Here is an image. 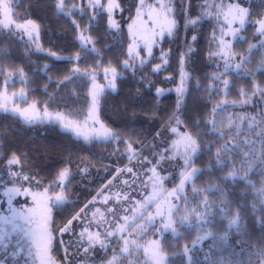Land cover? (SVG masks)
I'll return each instance as SVG.
<instances>
[{
	"label": "trees",
	"instance_id": "obj_1",
	"mask_svg": "<svg viewBox=\"0 0 264 264\" xmlns=\"http://www.w3.org/2000/svg\"><path fill=\"white\" fill-rule=\"evenodd\" d=\"M199 1L203 2L191 0L190 6L200 4ZM118 2L123 10L119 15L122 25L117 30H110L107 12L94 15L89 0H65V9L70 13L57 8L59 0H10L15 23L27 24L31 20L39 25L40 50L32 49L25 37L5 27L0 13V87L8 75L22 73L27 82L16 80L11 87L25 85L30 102L83 119L91 105V82L84 75H76L75 66L89 71L111 65L119 73L117 89L102 96L100 109L102 121L119 137L118 142H88L58 124L29 125L20 116L0 110V173L7 169V161L13 155L20 159L23 171L43 186L52 184L65 168L77 172L81 166L90 163L96 168L107 166L106 169L113 167L116 170L124 162L128 142L142 153L168 148L176 136L171 130L179 120L182 128L195 135L201 134L196 135L201 151L195 164L201 170L200 176L210 185L217 186L210 192L212 201L220 202L217 209L219 205H226L228 217H233L237 210L241 216L245 232L238 236L233 232L230 238L231 244H235L237 259L233 264H247V259L242 258L251 255L258 260L264 252V220L250 215V201L257 200L246 185L264 183V166L259 160L253 163L250 182L240 179L233 184L236 181L228 178L227 174L232 170L231 159L233 162L242 161L246 150L260 153L264 147V102H261V92H264V35L258 31V23L264 19V0L249 1L250 22L233 38V53L245 55V67L240 74H232V86L226 96L229 101L222 106L229 119L221 115L216 123V132L210 131L212 126L202 121H211L212 109L224 98L222 92L213 90L216 81L212 79L224 70V63L218 55H210L217 52V41H213L212 36L214 32L217 37L220 35L219 26L211 25L210 19L200 18V13H183L185 9L180 6L181 0H177L175 18L178 28L174 36L165 37L161 46L154 49L150 60L125 69L123 61L129 58L131 44L128 25L135 17L138 0ZM106 3L107 0H103V4ZM78 4L81 9L71 11V7ZM188 18H198V22L190 25ZM83 32L94 41L92 47L82 46L80 37ZM193 36H196L195 41ZM92 48L98 49L99 55L91 51ZM189 48H192V53L185 62L191 75L190 85L180 106L174 91L161 96L157 95V90H167L176 85L173 79L180 76L181 60ZM50 52L56 55L52 56ZM163 54L167 56V63L162 58ZM77 56L80 59H76ZM98 63L102 67L97 68ZM158 65L162 67L155 71ZM242 90L247 95H243ZM249 98L250 102L242 103ZM256 122L258 127L254 125ZM224 126H228L226 130ZM221 130L230 134L225 140L218 141ZM244 136L245 140L239 147H233L231 153L216 156L224 144H232ZM78 180V176L72 179L77 185ZM92 184L86 182L78 191L82 195H70L68 203L55 208L53 227L57 241L54 253L61 264H68V259L60 246V232L97 193L98 189L94 190L97 185L90 186ZM220 188L224 189L220 191ZM221 195H226L227 201ZM185 234L179 238L166 237L164 248L176 252L178 243L186 238Z\"/></svg>",
	"mask_w": 264,
	"mask_h": 264
},
{
	"label": "rangeland",
	"instance_id": "obj_2",
	"mask_svg": "<svg viewBox=\"0 0 264 264\" xmlns=\"http://www.w3.org/2000/svg\"><path fill=\"white\" fill-rule=\"evenodd\" d=\"M176 1L177 0H162L164 3H171L173 7V18H175V13L177 11L176 5H178V3L176 4ZM249 1L250 0H203V2L199 1L200 4L190 6L191 0H181L182 4H180V6L185 9L183 13H200V18L210 19L211 25H214L215 27L219 26L220 29L221 25L224 23L223 15H220L219 20H217V9L211 7V5L215 4L219 6L222 2L225 5L224 11H227L226 6L229 4L238 5L240 8L246 9L247 16L245 17V27L250 22L248 6ZM108 2L109 0H107L105 5H107ZM3 3H8L10 6V0H0V5ZM101 3L103 4V0H101ZM116 3L120 5L118 0H116ZM144 3L146 6L156 5L157 0H144ZM139 6L140 0H138V7ZM78 9H81L79 4L73 5L71 7V11ZM148 11L149 8L144 7L142 14L138 17L136 9V14L133 19V21L135 20L137 22L136 32L135 36L130 34V37L131 44L135 42L139 45V47L136 48V51L139 52V57L130 61L131 66L129 68L142 65L146 61L150 60L154 54V49L158 47V45L161 46L165 37H168L166 35L163 40L159 41V43L153 47L151 56L147 55L141 37H146L149 35L152 28V22L148 19L147 15ZM62 12L70 13V11L66 9H64ZM122 12L123 10L120 5V8L114 10L112 13V19L116 24L119 25V28L122 25V19H120L119 16L122 14ZM0 13L2 14L1 23L4 24V26L7 24V28L12 29L18 34H21L22 37H25L32 49H42L39 39L36 38L35 33L33 34V37L30 38L24 28L16 27L17 23H15L11 12L9 17L6 18L4 16L3 8L0 6ZM9 19L11 21L10 23ZM189 19L190 18H188V20ZM133 21L130 24H132ZM261 21H264V19ZM258 25L260 27L259 23ZM232 27L238 28L239 22H235ZM177 28L178 21L177 27L174 30L172 36H174ZM81 35L91 39L89 35L84 32ZM224 40L231 42V60L228 66V71L225 72V59H222V63H224V70L217 75L221 77V81L228 80L230 87L227 90H224L223 84L219 81H216V83L213 85V90L217 91V88H219L221 90L217 92H222L224 95V98H222V101L220 104H218L221 106H224L225 103L229 101L226 99V96L232 86V74L237 75L240 74L241 71H244L246 60L245 55L237 56L236 53H233V42L235 40H233L232 36H224ZM81 43L82 45H86V47H92L93 45L88 44L87 40ZM254 47L256 48L257 46ZM191 49L192 48H189L183 57L184 63L182 64L180 76L173 79L176 80V85L170 87L167 90L160 88V90H162L161 96L165 92L174 91L179 97L180 106L184 97L186 94H188L187 92L190 85L189 79L191 75L190 71L186 68L187 64L185 60L189 57V55H191ZM162 58L164 62L166 61L165 63H167V56L165 54L162 55ZM141 60L144 62L141 63ZM237 64L240 65L239 69L236 68ZM161 67L162 66L160 65L159 69H161ZM75 69H77L76 66ZM103 69H93L89 71L79 70V72H75L76 75L94 73L95 83L100 85L103 89L99 97V103L91 117L89 116V111L92 108V97L89 110L83 119L74 118L73 116L65 113L63 110H52L47 108L50 113L55 114L58 112L62 114L67 121H71L73 126H78L82 133L89 136V139L87 140L88 142L94 140L103 142H118L119 140V137L115 136L114 131L111 130L100 117L102 96L107 91H115L117 89V86L114 89L108 87L109 81L111 80V75L109 74L106 77ZM84 76H86L91 82L92 90L93 84L91 76ZM182 79L184 83V91L181 95L177 92V89L181 87ZM16 80L25 81V83L27 82V78L24 76V74L23 76L18 74L8 75L7 79L4 81V84L2 87H0V104H5L9 111H4L3 109L0 110L13 113L10 111L13 108H19L22 110L29 108V106L32 104H35L36 109L42 115L46 107L39 106L37 102L29 101L28 90L25 85L20 84V86L17 88L11 87L15 85ZM5 96L7 97L6 100L4 99ZM244 101H248V99H244L242 101L243 104H246ZM13 114L18 115L16 113ZM221 115L227 116V120L229 119V116L225 111L222 110L221 107L217 109L216 113H213L212 111L211 121L215 120L217 123V120ZM42 123L58 124L62 129L72 132L77 136L75 131L66 129L59 122L44 119ZM180 124L181 122L173 127L176 128L177 131L175 133L172 130L171 131L176 136L171 139L169 145L167 146L168 148H164L161 151H155L154 153H142L128 142L126 151L124 152V162L119 169H114L115 171L113 170V167L109 169H106L107 166L96 168L90 163H88L87 166H81L79 169H77V172L75 169L73 170L71 168H67L69 170V176L63 182L62 186L48 192L49 196L54 197L63 191V195L65 197L63 203H60L53 208L52 220L55 208L68 203L70 200V195H77V197L82 195L78 191L80 190L79 188H84L86 182L91 184L93 183L90 186L97 185V188H94V190L98 189L97 193L91 198V200L87 201L79 213L74 216H79V219L70 220L71 225H69V227L71 230L60 232V246L66 259H68V264H109V261H111L112 264H157V259L161 255L164 256L163 264H233L234 261H237L234 254L235 244H231L232 239L230 238L233 232H236V236H238L239 233H244V225L241 223L240 219L237 220V223L230 224V222L235 220L236 217L235 215L233 217H228L226 205H219V209H217L218 207L216 205L220 202L215 200L212 201V194L210 193L212 190H215L217 186L210 185L204 177H201V170L195 164L196 156L201 151L200 141L193 132L182 128ZM258 124L259 123L256 122L254 125L258 127ZM101 125L109 129L114 135L112 137L105 138L102 134H100ZM227 127L228 126H224L223 128L226 130ZM184 134L192 136L193 139L197 140L198 145H200L199 150L196 154L191 156L187 165L185 164V160L182 155L184 149L180 148L179 150H176L173 148L174 141L178 140L180 136ZM77 137L84 139V135ZM243 140H245V136L233 141L232 146L239 147ZM129 146H131L130 149ZM253 166V164L249 165V163L243 159L239 162H233L231 159L232 170L230 172L235 174L232 176L227 174V177H231L236 181L233 184L239 182L240 179H245L250 182L249 179H252L254 172ZM128 169H131L132 171H128ZM193 169H198V171L192 177V180L185 182L183 191L176 192L175 190L179 189L181 186L183 174L191 172ZM11 170L20 172L21 179L17 182L13 181V179L9 176V165L6 170L0 173V238L3 239L5 245V247H0V264H41L40 252L37 245L33 243L29 236L25 235L26 231L36 229L37 225L34 223H26L19 216H15L12 211L8 210L7 204L8 195H10L6 194L8 193V189L15 186H20L21 184L27 186L28 182L23 181L22 176L29 174L23 171L21 164L11 165ZM153 170H155V175ZM76 176L79 177L78 181H80L78 185L77 182L72 181V179ZM157 177H159V179H157ZM36 182H39L41 187L35 188V191L43 192L44 189L50 188L56 184H60V179L58 176V178L52 184L46 186H43L38 180H32L33 185H35ZM246 186L245 187L247 189L253 191L252 197L258 200L260 197L259 190L264 187V183L260 182L258 184ZM194 188L201 190V192H203L205 189L207 190V192H204L203 194L207 195L209 201L212 203L210 213H205V221L198 222L195 217H191L189 220L182 221L181 215L186 214L185 208L195 207V204L199 203L201 200V195H199L196 191H193ZM91 189L93 188H89V190ZM223 189L224 188H220V191ZM221 197L227 201L226 195H221ZM256 202L257 201L254 199H251L249 213L251 216L255 215L264 220V200H262L260 204H256ZM17 205H23L25 208L36 207L32 204L31 197L25 198L16 197L13 195V207ZM169 205H171L173 208L174 215L172 216V219L173 227L176 228V232H172L171 229H164V223H167L170 215L168 211ZM97 208L100 209L99 213L96 212ZM176 209H179V212H176ZM158 210L160 211L161 215H157ZM201 211L203 212L202 205ZM94 213L96 214L93 215ZM25 214L27 215V213ZM113 225H115L116 228L123 226V231L106 238L105 233L107 230L112 229L115 231ZM85 227H87V232L84 231ZM82 232H84L83 236H81ZM207 232H211V235L207 236L206 239L200 241L199 243H196L195 245L193 244V241L196 240L197 236H203ZM89 233H100V239H106L107 247L101 248L99 244H96L87 253H85L84 247L88 246ZM183 234H185L186 238L178 243L179 247L177 248L176 252L172 253L171 248H164L163 244L166 237L171 236L174 238H179ZM56 241L57 237L53 232V249L50 255L52 260L55 261V264H61L54 253ZM153 241H158L159 245H153L151 243ZM186 246L190 249L187 254L184 252ZM12 253H17V255L13 257ZM188 256H191V262H189ZM242 259H247V264H264V252L258 260L252 255L250 257L246 256Z\"/></svg>",
	"mask_w": 264,
	"mask_h": 264
},
{
	"label": "snow or ice",
	"instance_id": "obj_3",
	"mask_svg": "<svg viewBox=\"0 0 264 264\" xmlns=\"http://www.w3.org/2000/svg\"><path fill=\"white\" fill-rule=\"evenodd\" d=\"M90 2V7L94 10V15L96 14H102L104 12H107L108 18H109V29H118L119 25L115 23V21L112 19V13L114 10L119 9L120 5L116 3V0H109L107 5H104L101 3V0H89ZM4 16L6 18L9 17V14L11 12V8L8 3H3L2 5ZM144 7H148L149 11L147 13L148 19L152 22V28L150 30V34L147 35L146 37H141V40L143 41V46L146 49L147 55L151 56L152 55V49L155 45L159 43V41L163 40L164 37L167 36H172L174 30L177 27V21L175 18H173V7L171 3H164L162 0H157L156 5H145L144 0H140V6L137 8V16L139 17L142 14V10ZM211 7L216 8V19L219 20L220 15H223L224 18V23L220 27V35L217 37L216 33H213L212 40L213 41H218V51L216 53H210V55H219L221 59H225V72L228 71V66L231 60V42L225 41L224 36H232L233 38H236L237 33L243 29L246 20L245 17L247 16V10L244 8H240L238 5H232L229 4L227 5V11H224L225 5L221 2L219 6L217 5H211ZM57 8L61 11H64L65 9V0H59V3L57 4ZM239 22V27L238 28H233L232 25L235 22ZM9 19V23H10ZM198 22L197 19H189L188 23L189 24H196ZM136 21L134 20L132 24L129 25V32L130 34H133L135 36L136 32ZM260 27H259V33L260 35H264V21L259 22ZM5 27H7V24H5ZM17 28H24V30L27 32L28 36L30 38L33 37V34H36V38L38 39V33H39V25L33 23L31 20L27 21V24L21 25L17 24ZM158 29V30H157ZM243 39V37H241ZM87 40L88 44H93L94 41L91 39H88L81 35L80 41L83 42ZM192 40H196V36L192 37ZM85 46L86 45H82ZM139 47L138 43H133L129 45L128 48V57L123 61V68L127 69L131 66L130 61L134 60L135 58L139 57V52L136 51V48ZM254 47V46H253ZM39 48V46H38ZM91 51L95 52L97 55H99V50L92 48ZM52 56H55V53L50 52L49 53ZM166 55V54H165ZM59 58V57H57ZM76 59H80L79 56L75 57ZM144 61L141 60V63ZM166 62V61H165ZM184 63V60H181V64ZM97 68L102 67L101 64L96 65ZM159 65L157 66L155 71L159 70ZM240 65H236V68L239 69ZM105 72L106 77L110 74L111 75V80L109 81L108 87L115 88V80L118 77V72L115 67H106L103 69ZM79 72V69H74V73ZM23 76V74L21 73ZM83 75H90L92 78V90L90 92V95L92 97V108L89 111V116L91 117L99 103V97L103 89L101 88L100 85L95 83V74L94 73H84ZM215 81H219L223 84L224 90H227L230 87L229 81L228 80H223L221 81V77L219 75L214 76L212 78ZM221 89L217 88V91H220ZM184 91V83L182 79L181 87L177 89V92L180 93L181 95L183 94ZM255 91V90H254ZM162 90L158 89L157 90V95H161ZM243 95H247V93L243 92ZM22 95V94H21ZM4 99L6 100L7 97L5 96ZM250 102V98L248 101H244V103ZM261 102H264V92H261ZM221 105H218L217 108L212 109L213 113L217 112L218 108H221ZM0 109H3L4 111H9V109L6 107L5 104H0ZM10 111L13 113L18 114L20 117L24 119L26 123L29 125L32 123H42L44 119H48L50 121H56L59 122L60 124L63 125L66 129H71L76 132L77 136L84 135V139L88 140L89 136L82 133L79 130L78 126H73L71 121H67L64 116L60 113H50L47 108H45L43 114L41 115L38 110L36 109V105L32 104L29 106L27 109H19V108H13ZM98 122V121H97ZM180 121L177 120V124H179ZM208 125H211L212 127L209 129L210 131L216 132L218 131L216 127V121H207L203 122ZM238 127V125H237ZM251 127V125H249ZM222 128V126H221ZM172 131L175 133L177 130L176 128H173ZM105 138L112 137L114 134L107 128H105L103 125H101V132ZM230 133H227L225 131H220L219 136H218V141L225 140L227 138V135ZM196 135H201L200 133H196ZM247 144L248 142L245 141ZM254 143V142H253ZM131 146H129V149ZM173 148L176 150H179L180 148L184 149V152L182 153L185 164L187 165L189 163V160L192 155L196 154L197 151L200 148V145H198L197 140L193 139L192 136L188 134H184L180 136V138L173 143ZM233 151V146L231 143L229 144H224L220 150L216 153L217 157H220L222 153L228 154ZM243 160L247 161L249 165L255 163L256 160H259L260 164L264 166V147H262L260 153H256L254 150H246L243 154ZM9 165V176L13 179L14 182H17L21 179V173L17 171H12L11 170V165H18L20 164V159L17 158L15 155L12 156L11 159L7 161ZM128 171H132L131 169H128ZM198 169H193L191 172H187L186 174H183V178L181 179V186L179 189H176V192H181L183 191V186L186 181H191L192 177L196 174ZM153 173L155 175V170H153ZM235 173L229 172L228 175L232 176ZM262 175H264V172H262ZM69 176V170L67 168L63 169L59 173V179H60V184H56L50 188L44 189L43 192H37L35 191V188L41 187L39 182H36L35 185H33L32 180L33 178L29 175H23L22 180L27 181V186H24L21 184L20 186H15L13 188L8 189V199H7V204H8V210L12 211L15 216H19L21 219H23L26 223H34L37 225L36 229L31 230V231H26L25 235L29 236V238L35 243L38 247V250L40 252V260L41 264H55V261L52 260L50 253L52 252L53 249V232L55 231L53 227V220H52V210L53 208L60 204L63 203L65 200V197L63 195V191H61L60 194L52 197L48 195L49 191L55 190V188H60L63 184V182L68 178ZM159 179V177H157ZM111 183V182H109ZM193 191H196L199 195H201V200L199 203L195 204V207H186L185 208V213L181 215V220H189L191 217H195V219L198 222L205 221L206 216L205 213H210V209L212 207V203L209 201L207 195H204V192H207V190H201L199 189H193ZM260 197L257 200L256 204H260L262 200H264V187H262L260 190ZM13 195L16 197H31L32 199V204L35 205L36 207H27L25 208L23 205H17L13 207ZM201 205L203 206V212L201 211ZM83 211V210H82ZM110 211V209H109ZM170 215L167 223H164V229H171L172 232H176V228L173 227V219L172 216L174 215L173 213V208L171 205H169L168 209ZM96 212L99 213L100 209H96ZM176 212H179V209H176ZM27 213V215L25 214ZM94 213L93 215H95ZM157 215H161L160 211H157ZM235 220H232L230 224H235L237 223V220L241 218L239 211L235 213ZM103 218V216H102ZM73 219H79V216L74 217ZM163 223V221H162ZM71 221L68 222V225L62 229V231H70ZM113 228L115 231L112 229H109L105 233V237H110L115 235L118 232L123 231V226L120 228H116L115 225H113ZM85 232H87V227L84 229ZM84 235V232L81 233V236ZM211 235V232H207L203 236H197L196 240L193 241V244L195 245L196 243H199L200 241L204 240L207 238V236ZM153 245H159L158 241H153L151 242ZM96 244H99L101 248H106V239L102 240L100 239V233H89L88 235V246L84 247V252L87 253L92 247H94ZM0 247H5L3 239L0 238ZM126 250V249H124ZM190 251V249L186 246L184 249L185 254H187ZM17 253H12V256L15 257ZM191 256H188L189 262H191ZM164 261V256L161 255L157 259V264H163ZM109 264H112L111 261H109Z\"/></svg>",
	"mask_w": 264,
	"mask_h": 264
}]
</instances>
